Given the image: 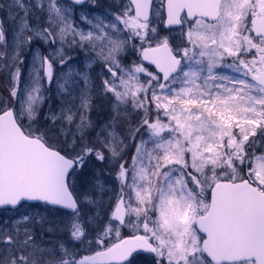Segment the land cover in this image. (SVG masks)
<instances>
[{
    "label": "snow or ice",
    "instance_id": "snow-or-ice-1",
    "mask_svg": "<svg viewBox=\"0 0 264 264\" xmlns=\"http://www.w3.org/2000/svg\"><path fill=\"white\" fill-rule=\"evenodd\" d=\"M0 49V264H264V0H0Z\"/></svg>",
    "mask_w": 264,
    "mask_h": 264
},
{
    "label": "rangeland",
    "instance_id": "rangeland-1",
    "mask_svg": "<svg viewBox=\"0 0 264 264\" xmlns=\"http://www.w3.org/2000/svg\"><path fill=\"white\" fill-rule=\"evenodd\" d=\"M113 2H114V0H98V3L102 7H106L108 5H112ZM6 28H7L8 32H9V36H10V34H11V25L6 23ZM0 50H2V49H0ZM98 71H99V69H98ZM91 116H92V119H94V120L104 119L105 118V116L103 115L102 112H97L95 110L91 113ZM4 219H5V217L2 214H0V222H2Z\"/></svg>",
    "mask_w": 264,
    "mask_h": 264
}]
</instances>
